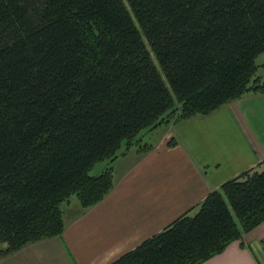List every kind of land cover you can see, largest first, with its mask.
Wrapping results in <instances>:
<instances>
[{
	"label": "trees",
	"instance_id": "obj_1",
	"mask_svg": "<svg viewBox=\"0 0 264 264\" xmlns=\"http://www.w3.org/2000/svg\"><path fill=\"white\" fill-rule=\"evenodd\" d=\"M261 55L264 0H0V259L104 200L91 170L142 131L264 94ZM262 223L264 161L110 264H205Z\"/></svg>",
	"mask_w": 264,
	"mask_h": 264
},
{
	"label": "crops",
	"instance_id": "obj_2",
	"mask_svg": "<svg viewBox=\"0 0 264 264\" xmlns=\"http://www.w3.org/2000/svg\"><path fill=\"white\" fill-rule=\"evenodd\" d=\"M257 63L264 78V55ZM167 130L148 153L112 162L115 185L100 203L83 210L70 201L61 236L27 244L0 264H110L195 211L224 182L264 161V94ZM263 241L264 223L244 235V246L235 241L205 264H264Z\"/></svg>",
	"mask_w": 264,
	"mask_h": 264
},
{
	"label": "rangeland",
	"instance_id": "obj_3",
	"mask_svg": "<svg viewBox=\"0 0 264 264\" xmlns=\"http://www.w3.org/2000/svg\"><path fill=\"white\" fill-rule=\"evenodd\" d=\"M171 124H175V123L174 122H171L170 124L160 126V127L156 128V129H147V130L142 131L138 135V137L136 138V140L133 142L134 145H132L128 149H126V146L125 145L122 146V149L119 151L118 157L121 156V155H126V154H128L129 152H132V151L133 152L140 153L139 152V148L142 149L143 146L150 147V150H151L153 148L154 143L157 140L159 141L162 137H164L165 134H167V131H168L167 129H168L169 126H171ZM172 140L173 139H171L170 141H172ZM150 150H148V151H146L144 153H140V154H146ZM112 162H110L109 160H105V161L98 162L93 167V169L91 170V174L97 175L101 171H103L105 168L113 167ZM113 170H114V168H113ZM114 175H115V171H114ZM70 201H71V206L73 204L78 203L77 197L75 195H73L68 202H66V203H64L62 205L63 210L64 209L65 210L68 209V205H69ZM3 260L4 259H1L0 262H2Z\"/></svg>",
	"mask_w": 264,
	"mask_h": 264
}]
</instances>
